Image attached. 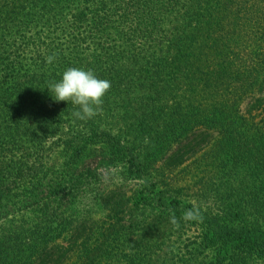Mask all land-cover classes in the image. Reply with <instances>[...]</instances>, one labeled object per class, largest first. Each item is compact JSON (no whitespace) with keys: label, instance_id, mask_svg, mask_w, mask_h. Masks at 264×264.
Returning <instances> with one entry per match:
<instances>
[{"label":"trees","instance_id":"obj_1","mask_svg":"<svg viewBox=\"0 0 264 264\" xmlns=\"http://www.w3.org/2000/svg\"><path fill=\"white\" fill-rule=\"evenodd\" d=\"M70 67L126 87L116 93L126 103L105 108L150 140L144 159L121 144L120 131L98 134L100 124L76 120L75 105L54 100L47 87ZM148 99L156 105L145 106ZM56 136V149L75 153L65 157L60 182L56 165L45 162ZM99 139L131 175L159 152L175 169L209 149L195 172L219 182L224 214H204L202 243L179 264H264V0H0V210L21 221L26 208L32 214L0 229V264L153 258L156 243H145L152 219L137 215L139 204L104 191L94 196L99 211L113 208L104 222L75 211L87 197L81 177H93L79 175L77 150ZM136 223L146 232L128 243Z\"/></svg>","mask_w":264,"mask_h":264},{"label":"rangeland","instance_id":"obj_2","mask_svg":"<svg viewBox=\"0 0 264 264\" xmlns=\"http://www.w3.org/2000/svg\"><path fill=\"white\" fill-rule=\"evenodd\" d=\"M24 58H29V55L24 56ZM125 91L126 87L121 86L119 90H116V86L111 84L110 90L104 97L102 113L90 120L100 124L98 134L103 131L106 132L112 127L115 131H120V133L114 135L120 139L121 144L135 148V154H139L144 159L145 148L150 145V140L145 141V137H141V131L135 128L136 123L134 121L125 120L121 122L120 114L105 108L114 102H118V100L126 103L125 99L116 97V93L122 94ZM133 100H140V98L134 97ZM144 104L151 107L156 105V101L148 99L144 101ZM79 130L85 132L88 128L80 125ZM64 132L68 136L74 135V130L69 131L66 129ZM57 136L47 144V147H53L54 151L52 153L46 152L49 157L46 155L45 162L49 166L56 165V171L58 172H56L55 182H60L59 170L62 169V165L65 163V157L69 154L75 156V153L56 149ZM151 136L154 138L155 134L152 133ZM102 141V139H99V141L95 140L93 144H82L79 147L80 150H77L80 153L77 161L79 175L83 174L85 176L88 175L87 172H90L93 177H81L80 187L87 193V197L75 207V211L88 213L96 222L102 223L110 215L108 210H113V208L99 211L102 209L96 206L97 198L95 200L94 196L105 191V194L113 193L111 198L119 201L126 198L129 204H139L137 215L143 214L148 220L151 221L152 219L150 223L151 230L148 232L149 236L145 237V243L150 239L156 245L153 258L148 257L146 259L147 264H179L181 259H188L190 251L196 248V244L200 245L202 243V220L209 218V216H206L207 214H216L221 218L224 214L222 202L220 201L221 191L217 188L219 182L212 178V174L195 172L197 166L194 161L205 159V155L211 153L210 150L205 148L199 151L195 157L190 160L187 158L181 167L175 169L169 165L170 162L167 160L169 153L164 155L163 152L158 153L156 151L158 155L149 159L150 164L148 166L145 163L146 161L143 162L144 170L142 174L135 175L132 173L133 175H131L126 160L122 161L120 158H116L113 150L111 151ZM156 183H159V185ZM63 184L68 187V184L64 182ZM153 184H156L155 188L152 187ZM158 193L163 201L157 200L156 194ZM152 198H156L155 200L158 203L155 207H148L146 200ZM171 200H174V203ZM177 203L180 204L181 208L187 207L190 209L198 206L202 213V220L184 221L182 217L187 209H179ZM17 215L18 212L1 209L0 229L4 226H20L25 221L29 223L32 220L29 208H26L23 213V216L28 218L27 220L21 221V217L19 218ZM172 215H175L180 221L178 229L170 223ZM122 217L123 215H119L117 219L119 220ZM138 220H142V217ZM129 226L127 224V227ZM131 226L124 240L128 243H137L143 239L142 233L146 231L138 223ZM141 245L144 246V244ZM249 264H259V261L253 259L249 261Z\"/></svg>","mask_w":264,"mask_h":264},{"label":"clouds","instance_id":"obj_3","mask_svg":"<svg viewBox=\"0 0 264 264\" xmlns=\"http://www.w3.org/2000/svg\"><path fill=\"white\" fill-rule=\"evenodd\" d=\"M56 57H47V63L51 64ZM111 88V82L99 79L94 72L81 68L70 67L63 74L59 82L50 83L47 87L56 102H67L75 105L72 116L76 120L87 121L99 115L103 111L104 97ZM182 219L184 221L202 220V214L198 206L187 209ZM170 223L179 228L180 221L172 215Z\"/></svg>","mask_w":264,"mask_h":264}]
</instances>
